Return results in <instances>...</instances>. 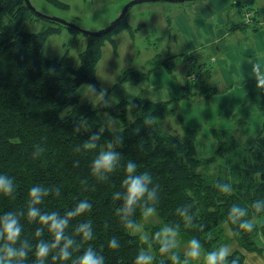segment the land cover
Returning <instances> with one entry per match:
<instances>
[{
  "label": "trees",
  "instance_id": "trees-1",
  "mask_svg": "<svg viewBox=\"0 0 264 264\" xmlns=\"http://www.w3.org/2000/svg\"><path fill=\"white\" fill-rule=\"evenodd\" d=\"M47 1L63 5L59 0ZM31 15L24 0H0V172L13 176L17 184L14 196H0V212L26 210L28 189L40 183L50 189L38 205L42 210L63 214L80 199L92 203L90 210L71 218L66 228V233L76 236L81 245L73 256L91 245L103 253L105 264H134V257L141 250L152 254V264H185V260L190 264L188 256L176 246L160 250L162 240L158 235L165 228H174L188 242L193 237L199 239L205 252L228 245L231 251L226 264H232L233 260L236 264H247L246 255L251 253L264 264V249L256 243L259 234L264 236V221H259L264 219V209L254 207V201L264 200V120L259 133L246 138H237L231 129H212L215 153L199 157L194 128L181 124V131L176 132L163 130L159 125L164 114H173L168 105L174 98L153 102L134 97L130 110L129 100H121L113 108L93 107L89 102L79 101L76 91L82 83L97 87L96 63L104 43H115L113 35L129 27L125 21L127 13L110 30L85 35L86 46L79 53L77 64L66 55L61 58L44 55L42 47L47 35L58 28L26 31L22 21ZM52 22L73 33L80 32ZM175 59L187 61L182 96L192 99L198 91L206 94L208 89L198 86L203 79L201 71L208 67L191 59L186 52L168 56L160 63L153 62L148 71L129 68L120 81L138 83L160 66L173 76ZM196 87L198 91L194 90ZM102 110L110 111L118 120L120 134L124 136L118 149L120 163L106 179L91 171L90 162L104 141L113 137L112 130L106 128L101 133L96 148L85 145L88 135L104 124ZM129 112L133 116H128ZM77 123L86 124L89 129L75 132ZM37 147L39 154L34 155ZM129 159L137 162L138 171L151 173L157 190L155 200L141 199L135 205L127 217L132 223L120 218L116 208L122 201L114 200L112 195L122 190L124 165ZM220 184H228L230 188L222 190ZM180 207H187L191 222L177 212ZM234 207L245 209L244 215L235 220ZM149 208L154 210L149 212ZM149 214L156 216L159 223L155 219L156 222L147 225L144 220ZM81 220L92 221L93 239L83 240L74 232ZM245 220L253 222L251 230L242 226ZM21 223V238L29 243L51 238L47 228L40 237L35 235L37 222L22 216ZM112 236L119 240L118 248L108 246ZM27 259H33L31 253Z\"/></svg>",
  "mask_w": 264,
  "mask_h": 264
},
{
  "label": "rangeland",
  "instance_id": "rangeland-1",
  "mask_svg": "<svg viewBox=\"0 0 264 264\" xmlns=\"http://www.w3.org/2000/svg\"><path fill=\"white\" fill-rule=\"evenodd\" d=\"M59 1L63 5H53L47 0H30L36 10L47 16L68 22L75 21L73 23L77 27L89 31H98L107 27L111 21L120 16L125 5L134 0ZM197 3L198 5L200 4V2ZM197 3L190 2L189 4L193 6V4ZM142 5L156 6L158 9L156 11L149 9L143 13L142 11H138ZM177 6H179L177 2L168 0H148L135 3L128 7L125 21L130 26L120 29L113 35L115 43L110 41L104 43L101 57L96 63V79L98 85L95 87L97 90L104 88L108 96L117 98L116 102L110 100L107 105L110 108L115 107L121 100H129L128 97L130 94L126 91H135L138 97L153 102L166 101L172 97H177L176 102H171L168 105V109H172L173 114H164L163 118L159 119V125L163 130L176 132L181 131L182 125L194 128L196 130V155L206 158L215 153L216 141L211 134V129H225L228 124L235 127L241 121H246L248 127L251 125L256 129V119L258 118L256 115L257 109L249 106V103H247L249 101L247 95L250 84H247L245 88V84L240 83L230 90L232 101L236 102L239 100L241 103L237 104L236 102V108L234 110L239 113V116H242V113L247 115H245L244 120L241 118L232 120L230 115H228V110L232 107L226 109L223 106L222 98L224 96L221 95L225 89H222L220 85L217 86L220 89V93L217 95L211 94L210 96H204L198 93L192 99H187L181 95V92H179L180 82H183V79L185 78L186 80L187 78L185 74L187 66L186 60L175 59L174 76L167 74L166 68L160 66L152 69L149 75L141 79L138 83L120 81L123 72L129 68L148 71L150 66L154 64L153 62H163L166 57L183 51L184 38L183 36L173 34V28H175L176 23L172 21L180 20L181 18L188 19L190 13L184 7L189 5L186 4L183 7ZM31 12L33 15L28 16L22 21V28L26 31L37 32L49 26L58 28L57 31L47 35L42 47L44 55L55 58H61L66 55L73 64H77L78 55L86 46V36L80 32L73 33L68 28L53 23L51 19L39 16L33 11ZM160 14L164 16V20H160L162 17ZM177 57L180 58L179 55ZM207 65L209 64L207 63ZM181 69L183 70L182 72L180 71ZM197 70L195 67V71ZM207 70L204 69L201 71L200 74L203 79L200 83L207 84L205 83L209 78ZM115 76L116 78H114ZM83 84L86 83H82L79 86L76 95L80 102L90 103L87 97L81 95L83 93L80 90L86 87ZM141 85H146L148 90L146 88L141 89L144 94L140 96L138 89ZM239 95H242L243 98L240 99ZM137 96H132L131 99ZM249 110L252 112L251 114H248ZM104 112L111 114L108 110H102L100 116L103 121ZM113 119L115 118L113 117ZM115 120L118 126V120ZM155 219L159 223V219L156 216L149 214L146 216L144 222L148 225L149 223L156 222ZM158 237L163 241L165 232L162 231ZM174 238L176 241L175 246L178 250L186 253L189 242L182 239L176 233ZM206 253L200 249L199 257L188 256L189 263L205 264ZM256 261V254L251 253L246 255L247 264H256Z\"/></svg>",
  "mask_w": 264,
  "mask_h": 264
},
{
  "label": "clouds",
  "instance_id": "clouds-1",
  "mask_svg": "<svg viewBox=\"0 0 264 264\" xmlns=\"http://www.w3.org/2000/svg\"><path fill=\"white\" fill-rule=\"evenodd\" d=\"M244 62L250 65L247 74L254 78L256 88L264 91V65L254 59L245 60ZM83 85L86 87L80 90L83 93L81 95L87 97L93 107L107 106L110 100L112 102L117 101L116 97L108 96L104 88L97 90L93 84L86 83ZM144 88L148 90L146 85H141L138 89L140 96L144 94L141 91ZM126 92L130 94L128 97L130 110L133 107L131 98L132 96H137V94L135 91ZM129 115H132L131 112H129ZM103 116V126L96 131H92L85 141L87 148H96L101 133L106 128L111 129L113 132V137L104 141V144L90 162L91 171L100 179H106L107 175L118 166L121 159V152L118 149L124 143V136L120 134L122 130L118 128L117 121L113 119L114 116L108 112H104ZM81 129L87 130L89 127L86 124L81 125L77 123L74 131L79 132ZM33 154H39L38 147ZM137 169L138 164L135 160H127L124 165V172L126 174L121 181L122 190H116L112 194L114 200L122 201L121 205L116 208V212L122 220H126L128 223H132V221L127 219L128 215L134 211L135 205L141 199L155 200L157 197V190L156 186L153 185L151 173L148 170L138 171ZM219 187L222 190H228L230 185L220 184ZM16 189L17 184L15 178L6 172H0V196H14ZM49 191L50 189L48 187L40 183H35L28 189L26 210L0 212V264H49V261L53 262V264H56V262L66 264L69 260L70 264H105L103 253L98 252L91 245L79 251L78 255L73 256L74 250H79L81 245L77 243L76 236L66 233V228L71 218L78 217L90 210L92 208L91 201L88 199H80L73 207L65 210L63 214L56 210H42L38 205ZM59 191L60 189L57 187L56 192L59 193ZM254 207L257 210L264 209V200L257 199L254 201ZM153 210V208L148 209L149 212ZM177 212L183 216L186 222H191L192 216L188 213L187 207H180L177 209ZM232 212V219L235 220L238 216L244 215L245 209L234 207ZM22 216L29 221L38 223L35 229V235L37 237H40L44 233V229L47 228L51 234V238L38 239L35 244L29 243L26 239H22ZM242 226L251 230L253 228V222L245 220ZM74 232L83 240L93 239L94 230L92 221L81 220L76 225ZM164 232L165 237L161 243V251L171 249L176 244L174 238L176 229L165 228ZM108 246L111 248H118L120 246V242L116 236H112L109 239ZM200 249V240L193 237L189 241V247L185 255L199 257ZM230 251L231 249L226 244L209 250L206 253L205 264H226V259ZM30 253L33 257L31 261L27 259ZM153 259L151 253L141 250L135 255L134 264H152ZM185 264H187V260H185ZM232 264H236V261L233 260Z\"/></svg>",
  "mask_w": 264,
  "mask_h": 264
},
{
  "label": "crops",
  "instance_id": "crops-1",
  "mask_svg": "<svg viewBox=\"0 0 264 264\" xmlns=\"http://www.w3.org/2000/svg\"><path fill=\"white\" fill-rule=\"evenodd\" d=\"M186 2H200V4L190 6ZM186 4L189 6L184 8L190 13L188 17L190 20L181 18V21H172L176 23L173 34L184 38L183 51L178 54L186 52L191 59L204 62L208 68L210 67L207 70L209 76L205 82L207 84L201 82L198 86L203 87L205 90L208 89V91L203 94L196 87L194 88L198 91L196 94L200 93L204 96L217 95L220 93L217 86L220 85L222 89H225L221 95L224 96L222 98L223 106L226 109L232 107L228 110L230 118L232 120L236 118L244 120L246 114L242 113L243 115L239 116V113L234 110L236 102L237 104L241 103L239 100L232 101L230 90L240 83L245 84V88L247 84H250L247 95L249 101L247 103L257 109L256 129L251 125L248 127L246 121H241L235 127L228 124L225 129H231L237 138L255 136L259 133L264 120V91L256 88L254 78L247 74L250 65L244 61L254 59L264 65V0H195L180 2L177 7H183ZM149 9L156 11L158 8L142 5L138 11L144 13ZM248 11L251 12L249 17L253 18L245 20L247 21L245 23L243 18ZM160 15L162 16L160 20H164V16ZM126 23L130 26L128 22ZM166 72L172 76L167 70ZM184 82L185 78L179 85L180 91H178L181 92V95ZM250 96L252 97L249 98ZM172 98L175 99L173 102L177 101V97ZM239 98H243L242 95H239ZM251 113L249 110L248 114ZM259 221L263 222L264 219L261 218ZM256 243L264 249V236L262 234L256 237ZM256 264H262L261 260L257 259Z\"/></svg>",
  "mask_w": 264,
  "mask_h": 264
},
{
  "label": "water",
  "instance_id": "water-1",
  "mask_svg": "<svg viewBox=\"0 0 264 264\" xmlns=\"http://www.w3.org/2000/svg\"><path fill=\"white\" fill-rule=\"evenodd\" d=\"M141 1H148V0H134V1H131V2L127 3L125 5V7L123 8V10L121 11L120 16H118L115 20L111 21L110 24L107 27H105L104 29L98 30V31H89V30H84V29H82L80 27H77L73 22H68V21H64V20L59 19V18H54V17L47 16V15L43 14L42 12L36 10L35 7L31 4L30 0H24L26 6L31 11H33L35 14H37L39 16H42V17H46L48 19H51L52 21L58 22V23H60L62 25H65V26L74 27V28L78 29L84 35H98L100 33H103V32H106V31L110 30L113 27L114 24H116L119 20H121L125 16L128 7H130L131 5H133L135 3L141 2ZM168 1H171V2H185V1H195V0H168Z\"/></svg>",
  "mask_w": 264,
  "mask_h": 264
},
{
  "label": "built area",
  "instance_id": "built-area-1",
  "mask_svg": "<svg viewBox=\"0 0 264 264\" xmlns=\"http://www.w3.org/2000/svg\"><path fill=\"white\" fill-rule=\"evenodd\" d=\"M251 15V12H246V14H245V16H244V18H245V20H248V19H250V16Z\"/></svg>",
  "mask_w": 264,
  "mask_h": 264
}]
</instances>
